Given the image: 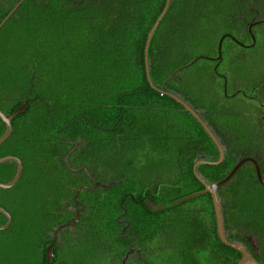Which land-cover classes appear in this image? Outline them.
<instances>
[{"label":"trees","instance_id":"16d2710c","mask_svg":"<svg viewBox=\"0 0 264 264\" xmlns=\"http://www.w3.org/2000/svg\"><path fill=\"white\" fill-rule=\"evenodd\" d=\"M8 1L0 2V37L16 25L15 43L26 48L22 54L0 43V63L15 57L16 66L13 72L7 61L0 111L24 107L0 144V157L22 162L17 182L0 188V207L11 217L0 230V264H45L59 227L50 264H158V245L171 258L172 243L182 240H196L194 253L204 264H236L241 255L218 237L211 196L193 173L197 161L217 162L219 151L169 94L189 105L224 149L219 164L195 167L201 179L219 181L245 157L257 161L264 179L262 123H241L221 100L208 102L206 92L215 93L208 90V67L227 98L220 68L234 63L225 67L231 80L249 62L244 57L264 53V0H169L147 50L154 88L144 48L166 0ZM261 83L254 86L259 94ZM246 92L240 93L257 100ZM4 131L0 119V136ZM11 162L0 163L1 183L15 174ZM196 192L180 204L149 206ZM216 194L226 238L264 264V186L252 163ZM7 221L0 211V226Z\"/></svg>","mask_w":264,"mask_h":264},{"label":"rangeland","instance_id":"374dc122","mask_svg":"<svg viewBox=\"0 0 264 264\" xmlns=\"http://www.w3.org/2000/svg\"><path fill=\"white\" fill-rule=\"evenodd\" d=\"M9 3L8 0H2L0 2ZM16 28V25H9L7 29H5L2 32V35L0 37V43L3 46L4 50L13 49V48H21L19 52L21 51L23 54V51L26 48V45L22 44V42L16 41L14 35L12 34V31ZM255 37V36H254ZM251 54V53H250ZM25 57H22V59ZM243 58V57H241ZM14 59L9 57H4V63H0V91L2 88L5 89L6 85L3 86L2 82L4 79L8 82L9 74H5V72H9V69H7V61L11 64L12 70L14 72V69L16 68L14 64ZM245 60H249V62H243L240 66V72L238 74H234L235 77L230 80L229 78V72L225 67L234 66V63L229 61L230 63H225L222 68H220V72L224 73V77L226 79L227 84V98H222V94L218 93L221 92L220 86H221V79L218 76H215L210 70V67H208V70L206 71V76L209 82L208 90H214V92L206 91L208 94V102H213L215 100H221L222 101V110L224 111H235V114L240 118L241 123L243 124H250L254 127L255 124L263 125V128H261V131L264 132V53H261L257 50V52H253L249 57H244ZM3 63V64H2ZM259 63L260 66L257 64ZM17 64H21V59L17 58ZM258 65V68L256 66ZM263 70L259 71V73L252 74V72L256 69ZM242 68L244 70H242ZM219 70V69H218ZM209 71V72H208ZM262 82L260 87L263 91L261 94L258 93L257 89L254 88L256 83ZM10 89V88H9ZM246 92L247 94L254 95L257 100H252L245 97L240 92ZM252 97V96H251ZM255 123V124H254ZM6 163H12L10 160L6 161ZM60 235H62L60 233ZM61 242L63 243L64 240ZM175 241L172 243L171 247L174 248L175 252L173 254V257L167 258L165 253L161 251L163 244L160 243L158 246V250L156 252L158 256V264H204L201 261V254H195L194 249L197 248V242L196 240H189V241ZM194 248V249H193ZM155 252V251H154ZM262 253H264V250L262 249ZM132 260V258H129L128 261ZM168 260V261H167ZM147 264V263H145Z\"/></svg>","mask_w":264,"mask_h":264},{"label":"water","instance_id":"95a60500","mask_svg":"<svg viewBox=\"0 0 264 264\" xmlns=\"http://www.w3.org/2000/svg\"><path fill=\"white\" fill-rule=\"evenodd\" d=\"M168 5H169V0H166L165 1V5L160 13V15L158 16V18L156 19L154 25L152 26L148 36H147V39H146V42H145V48H144V61H145V73H146V79L149 83V85L154 88V86L152 85L151 83V80H150V75H149V70H148V65H147V50H148V45H149V42H150V39L156 29V27L158 26L159 22L161 21L162 17L164 16V14L166 13V10L168 8ZM5 21V20H4ZM4 21L0 24V27L1 25L4 23ZM263 20H260V21H256L255 23H259V22H262ZM254 23H250L249 24V27H248V31L250 33V36L252 38V43L250 45L253 46L255 44V38L253 36V34L251 33V27ZM226 35L224 34L218 41V45H217V51H218V58L221 57V45H222V41L224 39ZM202 58H204V56H201ZM201 57H196L195 59H193L191 62H189L188 64L180 67L179 69H177L176 71H179L181 69H184L190 65H192L197 59L201 58ZM163 93V92H162ZM173 99H175L178 103H180L186 110H188L194 117L195 119L200 123V125L204 128V130L207 132V134L210 136V138L213 140V142L215 143V145L217 146V149L219 151V159L217 162H209V161H205V160H200V161H197L194 166H193V173L194 175L196 176L197 179L200 180V182L204 185V192H207L210 194L211 196V199H212V202H213V207H214V212H215V219H216V227H217V234H218V237L220 238L221 242L223 244H225L226 246L228 247H231L232 249L238 251L240 253V258L238 259V261L236 262V264H260L247 250L246 248L239 242L235 241V242H230L226 236H225V233H224V228H223V217H222V213H221V209H220V204H219V201H218V197H217V194H216V190L226 184L232 177L233 175L239 170V168L247 163V162H250L252 163V165L254 166V169H255V173H256V177L258 179V181L264 186V179L261 175V171H260V167L257 163V161L252 158V157H245V158H242L240 159L232 168L231 170L228 172V174L223 177L222 179H220L219 181H216V182H212L210 184L206 183L203 179H201L199 177V175L197 174L196 170H195V167L198 165V164H205V163H209V164H219L220 162H222L223 158H224V149L222 147V145L220 144V142L218 141V139L215 137V135L213 134V132L211 131V129L209 128V126L202 120V118L189 106L187 105L184 101H182L180 98H178L177 96L173 95V94H169ZM23 106L19 107L17 110H15L12 114L10 115H5L3 112L0 111V119L2 120V122L4 123L5 125V131L3 132V134L0 136V144L6 139L8 138L10 132H11V129H12V126H11V121L13 119V117L17 114H20L22 111H23ZM14 161L17 165V168H16V171H15V174L12 178L11 181L7 182V183H1L0 182V188L2 189H6V188H10L12 187L16 182L17 180L19 179L20 177V174H21V171H22V162L21 160L14 156V155H8V156H3V157H0V163L1 162H5V161ZM66 160V159H65ZM87 172V170H85ZM92 182H93V188L97 187V183L92 179ZM80 189H77V192L76 194L74 195V198L78 195V193L80 192ZM201 192H196V193H192L190 195H187V196H184V197H181V198H178L174 201H171L169 203H165V204H162V205H150V208L151 209H162L166 206H169L170 204H180V203H183L184 201L186 200H189L197 195H199ZM0 211H3L7 217H8V221L5 225H2L0 226V230L2 229H5L7 228L10 223H11V217L10 215L3 209L0 207ZM74 220H78V217H76ZM62 227H59L53 234V240L52 242L49 244V246L46 248V254H45V264H50V260H51V257H52V252H51V249H52V246H53V243L56 241V235H57V232L59 229H61Z\"/></svg>","mask_w":264,"mask_h":264},{"label":"flooded vegetation","instance_id":"af4514ba","mask_svg":"<svg viewBox=\"0 0 264 264\" xmlns=\"http://www.w3.org/2000/svg\"><path fill=\"white\" fill-rule=\"evenodd\" d=\"M0 1H2V0H0ZM244 94V93H243ZM251 97V96H250ZM75 218V217H74ZM132 252V251H131Z\"/></svg>","mask_w":264,"mask_h":264}]
</instances>
